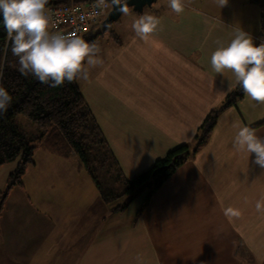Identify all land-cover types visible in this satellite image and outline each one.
I'll return each mask as SVG.
<instances>
[{
  "label": "crops",
  "instance_id": "obj_1",
  "mask_svg": "<svg viewBox=\"0 0 264 264\" xmlns=\"http://www.w3.org/2000/svg\"><path fill=\"white\" fill-rule=\"evenodd\" d=\"M184 2L179 15L168 0L142 12L131 8L97 40L102 63L88 69L87 80L79 79L127 178L192 143L207 115L235 88L231 72L211 68L218 42L227 45L237 29L255 45L261 39V8L252 0H232L230 19L214 0L205 7L203 0ZM144 13L161 20L147 43L131 29ZM233 124L264 137V106L244 95L222 111L208 143L141 213L143 197L128 214L137 198L112 212L79 159L71 167L73 155L37 149L23 185L3 204L0 264H264V216L255 210L264 196V170L253 162L255 154L233 147ZM228 207L240 209L241 217H226Z\"/></svg>",
  "mask_w": 264,
  "mask_h": 264
},
{
  "label": "trees",
  "instance_id": "obj_2",
  "mask_svg": "<svg viewBox=\"0 0 264 264\" xmlns=\"http://www.w3.org/2000/svg\"><path fill=\"white\" fill-rule=\"evenodd\" d=\"M60 1L48 0V4ZM252 1L261 8V39L256 44L259 46L264 43V0ZM2 21L0 13V57L4 56V48H9L0 86L9 92L12 103L7 113L0 117V166L12 161H17L18 166L10 176L1 204L15 186L23 185L26 170L35 163V152L41 148L65 158L76 155L112 212L124 211L136 198L143 197L141 213L164 182L208 143L222 111L236 105L245 95L236 85L224 102L207 115L192 143L170 150L148 170L127 178L82 94L79 80L50 87L32 75L22 76L18 71V58L12 55L7 44ZM99 25L98 32L93 33L92 28L84 35L86 41L97 44L101 35L112 32V25L104 26L102 20ZM19 115H25L38 124L41 134L36 137L26 135L16 121ZM2 208L3 205L0 214Z\"/></svg>",
  "mask_w": 264,
  "mask_h": 264
},
{
  "label": "clouds",
  "instance_id": "obj_3",
  "mask_svg": "<svg viewBox=\"0 0 264 264\" xmlns=\"http://www.w3.org/2000/svg\"><path fill=\"white\" fill-rule=\"evenodd\" d=\"M214 3L223 8L228 0H214ZM47 4L48 0H0L2 26L10 51L18 58V71L22 76L32 75L50 87L62 86L65 81L72 83L79 79L87 80L88 69L102 63L98 56L99 46L75 34L52 32V17L46 9ZM112 4L120 6L119 10L124 16L130 15L127 0H112ZM104 5L105 0L95 2L97 8ZM168 7L179 15L184 12L186 4L184 0H168ZM160 25L158 17L144 13L133 20L131 29L136 37L147 43ZM218 45L210 57L212 70L223 75L226 71L231 72L243 93L264 106V43L256 46L248 33L237 29L227 45L221 42ZM8 50L5 47L4 56L0 57V79H3ZM11 103V95L0 86V117L7 113ZM233 127L238 128L233 147L237 151L246 152L249 157L255 154L253 162L264 170V137L249 126L233 124ZM255 210L264 216V196L255 202ZM224 215L238 219L242 211L228 207Z\"/></svg>",
  "mask_w": 264,
  "mask_h": 264
},
{
  "label": "built area",
  "instance_id": "obj_4",
  "mask_svg": "<svg viewBox=\"0 0 264 264\" xmlns=\"http://www.w3.org/2000/svg\"><path fill=\"white\" fill-rule=\"evenodd\" d=\"M96 0H61L46 5L52 17V32L65 35H84L97 26L111 10V4L105 0L103 7H95Z\"/></svg>",
  "mask_w": 264,
  "mask_h": 264
},
{
  "label": "rangeland",
  "instance_id": "obj_5",
  "mask_svg": "<svg viewBox=\"0 0 264 264\" xmlns=\"http://www.w3.org/2000/svg\"><path fill=\"white\" fill-rule=\"evenodd\" d=\"M212 2V5L214 4L213 3V0H203V2H200V3H203V7H205V5H210L212 6L211 4H209L208 2ZM239 1H242V0H239ZM232 7V0H228V4L223 7V9H225V11L227 10V7ZM218 11L222 10L224 12L223 9L219 8L218 6H216ZM132 12V11H131ZM230 11L227 10V12H225L227 14V16L229 17L230 19V16L231 14L229 13ZM107 16V15H106ZM106 16H104L102 18V20H104L106 18ZM124 18H126V16H124L122 14L121 18H119L117 21H115L113 24H112V31L118 26L119 22H122L124 20ZM121 20V21H120ZM99 28H101V25H99V27H96L94 30H93V33L98 30ZM101 37L99 38L98 40V43L101 41ZM99 56V54H98ZM16 121L18 122V124L21 126V128L24 130V132L26 133V135L30 136V137H36V136H39L41 134V128L39 127L38 124L34 123L33 121H31L29 118H27L25 115H19L17 118H16ZM39 152H42L41 149H39ZM78 161V158L76 155H73L71 157V160L69 161V163L71 164L70 166L71 167H76V162ZM73 163H75V165H73ZM18 166V162L17 161H12V162H9V163H5L3 164L2 166H0V209L2 207L3 204H1V202L3 201V194L7 191V188H8V184L10 182V176L11 174L16 170ZM85 170V169H83ZM86 172V171H85ZM92 188L95 192L96 189H94L95 187L92 185ZM9 195V194H8ZM8 197V196H7ZM7 200V198H6ZM5 200V201H6ZM140 197L137 198V200H135L128 208V210H126L125 212H132V210H136V205L137 203L139 202ZM128 214V213H127Z\"/></svg>",
  "mask_w": 264,
  "mask_h": 264
},
{
  "label": "water",
  "instance_id": "obj_6",
  "mask_svg": "<svg viewBox=\"0 0 264 264\" xmlns=\"http://www.w3.org/2000/svg\"><path fill=\"white\" fill-rule=\"evenodd\" d=\"M111 4V10L104 20V26L112 25L115 21H117L121 16L122 12L119 10L120 6L113 5L112 0H106ZM157 0H127L129 8L134 11L142 12L145 7H150Z\"/></svg>",
  "mask_w": 264,
  "mask_h": 264
}]
</instances>
